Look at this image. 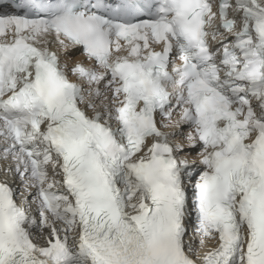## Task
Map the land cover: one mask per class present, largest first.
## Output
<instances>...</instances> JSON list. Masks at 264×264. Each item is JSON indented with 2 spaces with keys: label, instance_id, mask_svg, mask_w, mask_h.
I'll list each match as a JSON object with an SVG mask.
<instances>
[{
  "label": "snow or ice",
  "instance_id": "obj_1",
  "mask_svg": "<svg viewBox=\"0 0 264 264\" xmlns=\"http://www.w3.org/2000/svg\"><path fill=\"white\" fill-rule=\"evenodd\" d=\"M0 264H264V0H0Z\"/></svg>",
  "mask_w": 264,
  "mask_h": 264
}]
</instances>
